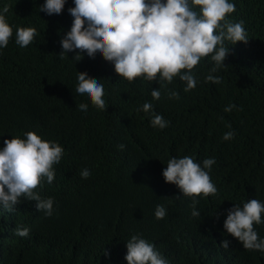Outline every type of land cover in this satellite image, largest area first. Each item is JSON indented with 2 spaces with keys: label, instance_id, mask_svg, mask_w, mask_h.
Masks as SVG:
<instances>
[{
  "label": "trees",
  "instance_id": "1",
  "mask_svg": "<svg viewBox=\"0 0 264 264\" xmlns=\"http://www.w3.org/2000/svg\"><path fill=\"white\" fill-rule=\"evenodd\" d=\"M71 2L47 15L43 0H7L13 36L0 51V135L35 130L63 156L52 184L39 189L53 199L51 216L23 197L15 211L0 209V264H127L125 240L133 233L153 242L170 264H264V254L245 249L222 227L232 204L264 200V0H234L228 16L244 21L249 39L225 42L231 52L213 73L220 83L204 80L212 65L205 56L194 66V88L185 91L175 77L158 100L150 94L156 81L129 82L99 55L78 63L71 53L59 55ZM16 25L37 28L24 48L14 42ZM77 73L104 84V110L74 94ZM145 100L170 121L167 127L151 126L138 110ZM230 102L237 107L224 111ZM80 104L86 113L76 110ZM229 130L234 136L223 139ZM182 155L216 158L210 178L218 191L198 197L197 216L191 199L161 175L171 156ZM83 167L91 171L87 178L79 175ZM157 203L167 209L163 218L154 216ZM17 226H27L28 235H16ZM254 227L264 236V224ZM224 238L227 248L219 243Z\"/></svg>",
  "mask_w": 264,
  "mask_h": 264
},
{
  "label": "clouds",
  "instance_id": "2",
  "mask_svg": "<svg viewBox=\"0 0 264 264\" xmlns=\"http://www.w3.org/2000/svg\"><path fill=\"white\" fill-rule=\"evenodd\" d=\"M66 0H43L40 11L47 15L60 14ZM234 0H72L67 8L71 18L68 29L59 37L60 56L69 55L76 63L82 58L94 60L97 55L113 65L119 77L132 82L141 77L156 81L158 87L151 89V97L158 100L161 88H166L175 77L185 82L184 90L194 88L198 77L194 66L205 56L212 62L205 81L220 83L222 76L215 75L225 66L231 52L226 41L234 45L247 42L248 34L243 20L233 21L228 14L235 10ZM7 0H0V51L13 36V26L8 22ZM37 36L34 25L15 26L14 42L21 48L28 46ZM73 92L87 98L96 108L104 110V84L99 79L77 73ZM169 97L179 98V92L168 89ZM237 107L225 105L224 111ZM80 113L87 106H77ZM138 110L149 116L151 126L163 129L170 123L162 113L155 111L152 101L145 100ZM234 130L223 133V139L234 136ZM0 144V209L15 211L23 197L34 201V208L43 216L54 212L53 199L42 197L39 189L51 185L54 166L59 164L63 149L51 140L42 138L35 130L22 135L3 136ZM119 147H123L120 145ZM215 156L202 161L194 155L171 156L161 175L165 182L174 184L179 192L191 199L192 215H199L195 205L198 197L217 193L210 178ZM91 174L88 167L79 170L82 178ZM167 209L157 203L156 218H163ZM222 227L241 242L245 249L258 250L264 254V236H259L255 225L264 224V200L255 197L234 203L225 210ZM15 234L26 237L27 226H17ZM227 248L231 241L221 239ZM124 259L127 264H170V261L155 247L153 242L138 233L125 240ZM105 255L108 250L104 249Z\"/></svg>",
  "mask_w": 264,
  "mask_h": 264
}]
</instances>
